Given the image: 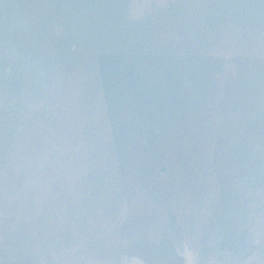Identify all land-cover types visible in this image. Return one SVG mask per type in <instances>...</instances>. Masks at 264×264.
<instances>
[{"label": "rangeland", "instance_id": "374dc122", "mask_svg": "<svg viewBox=\"0 0 264 264\" xmlns=\"http://www.w3.org/2000/svg\"><path fill=\"white\" fill-rule=\"evenodd\" d=\"M0 264H264V0H0Z\"/></svg>", "mask_w": 264, "mask_h": 264}]
</instances>
